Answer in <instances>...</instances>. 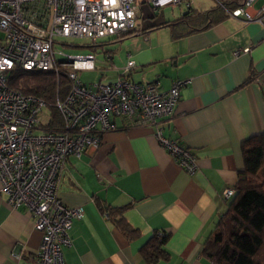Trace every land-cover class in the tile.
<instances>
[{
  "label": "crops",
  "instance_id": "1",
  "mask_svg": "<svg viewBox=\"0 0 264 264\" xmlns=\"http://www.w3.org/2000/svg\"><path fill=\"white\" fill-rule=\"evenodd\" d=\"M208 1L174 6L179 9L153 22L143 41L130 43L124 53V61L130 55L136 63L129 73L135 82L168 91L177 80L190 81L158 126L196 157L194 172L161 146L156 126L116 119L117 128L103 134L100 147L69 157L62 168L59 196L83 210L70 231L72 245L64 249L66 264H147L141 248L160 233L169 236L164 249L171 260L157 264H211L201 252L233 200L226 201L223 192L237 186L244 169L242 143L264 133V0L249 9L253 22L227 12L222 22L179 39L169 27L149 30L220 3ZM143 4L148 3L139 0L138 18ZM121 75L104 80L102 73L99 81ZM124 206L126 221L140 233L135 240L104 216L106 208ZM41 239L31 216L7 204L0 181V264H34Z\"/></svg>",
  "mask_w": 264,
  "mask_h": 264
},
{
  "label": "built area",
  "instance_id": "2",
  "mask_svg": "<svg viewBox=\"0 0 264 264\" xmlns=\"http://www.w3.org/2000/svg\"><path fill=\"white\" fill-rule=\"evenodd\" d=\"M144 1L155 10L190 6L189 0ZM256 1L245 0L229 15L255 21L249 9ZM139 13V0H0V181L7 204L24 209L42 234L34 264H66L64 249L72 245L70 231L83 210L60 198L62 168L69 157L80 158L89 147H100L103 134L117 128L116 119L129 126H156L155 136L173 160L189 173L195 170L191 151L165 138L158 126L173 113L190 81L177 80L168 91H160L156 83L135 82L129 73L136 63L129 55L115 81L85 83L78 73L96 70L95 56L67 55L57 49L74 45L61 39H88L94 45L126 34L136 28ZM17 72L53 73L58 87L61 79L67 80L69 91L64 97L58 92L50 106L10 86ZM48 108L50 115L43 122ZM52 108L62 119L60 130L47 127ZM236 192L229 187L223 197L231 201ZM104 216L109 218L107 211Z\"/></svg>",
  "mask_w": 264,
  "mask_h": 264
},
{
  "label": "trees",
  "instance_id": "3",
  "mask_svg": "<svg viewBox=\"0 0 264 264\" xmlns=\"http://www.w3.org/2000/svg\"><path fill=\"white\" fill-rule=\"evenodd\" d=\"M244 1L219 0V5L206 12L188 13L173 22L152 26L149 30L169 27L173 38H183L222 22L227 18V12L241 7ZM136 32L133 29L113 40L122 41L133 37ZM10 86L26 95L44 99L49 105L54 103L58 92L64 97L69 91V83L65 78L61 79L58 87L56 76L49 72L14 73ZM51 113L52 120L47 127L52 130L62 129L63 123L58 111L52 108ZM242 153L244 169L235 187L236 195L201 252V257L211 264H264V133L245 140ZM127 208H106L105 211L129 240H135L140 233L126 221L124 212ZM168 240L167 234L162 237L154 235L141 248L147 264L171 260L170 254L164 249Z\"/></svg>",
  "mask_w": 264,
  "mask_h": 264
},
{
  "label": "rangeland",
  "instance_id": "4",
  "mask_svg": "<svg viewBox=\"0 0 264 264\" xmlns=\"http://www.w3.org/2000/svg\"><path fill=\"white\" fill-rule=\"evenodd\" d=\"M195 4V1L192 0ZM204 4L210 3L208 0H202ZM218 0H215L217 2ZM142 16L139 17L136 21V29L139 31V35L133 38H126L122 41H114L109 38L100 39L98 43L92 44L88 39L80 38H69L61 39L60 42L66 44H74L71 46H57L59 51H62L67 55H89L93 54L95 56V67L94 71H82L79 72V78L85 83L97 82L101 78V74L105 75L104 80H110L122 74V69L125 67L126 61H124V53L128 51V45L130 43H137L143 41L142 32L147 29L150 25L154 24L153 22H158L160 20H166L171 15V12L175 9H179L174 6H166L164 9L155 10L152 9L148 4H143ZM176 11V10H175ZM157 14V15H156ZM177 15V13L175 12ZM134 35V36H135ZM156 35V34H153ZM161 37V36H160ZM111 52V53H110ZM113 58V61H110L109 58ZM125 62V63H124ZM50 109L46 110L45 117L42 118V121L45 122L48 120Z\"/></svg>",
  "mask_w": 264,
  "mask_h": 264
}]
</instances>
